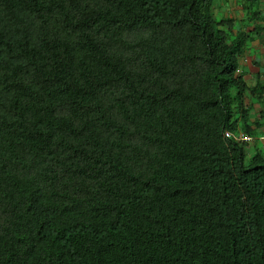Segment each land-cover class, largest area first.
<instances>
[{"label": "trees", "instance_id": "1", "mask_svg": "<svg viewBox=\"0 0 264 264\" xmlns=\"http://www.w3.org/2000/svg\"><path fill=\"white\" fill-rule=\"evenodd\" d=\"M214 1L0 0V264H264V155L221 136L264 134L261 4L229 38Z\"/></svg>", "mask_w": 264, "mask_h": 264}, {"label": "clouds", "instance_id": "2", "mask_svg": "<svg viewBox=\"0 0 264 264\" xmlns=\"http://www.w3.org/2000/svg\"><path fill=\"white\" fill-rule=\"evenodd\" d=\"M247 1L248 0H236V1L235 0H215L214 1V12L218 17V20L224 21L223 22V28L225 30H229V32L232 34V35H229L231 37L234 36V34L236 33L237 30L244 31V32H246V34H250L251 30L253 29L254 21L248 20L249 12L247 10H245V6H247ZM260 4L263 5L264 0H260ZM263 7H264V5H263ZM263 7L259 8V14L257 16L258 20H255L256 23L258 25H260L262 28H263V25H261V24L264 22V8ZM234 23H236L235 26L232 25ZM258 34H259V32L257 33L256 37H253V39L246 42L244 44L242 50L240 51V53L235 56V62L237 65H236V68L234 71V74H235L234 76H238V77L241 76L242 81H243V83L247 89H251L257 83L264 81V65L263 64L260 65L257 61H253V59H254L253 57H249V61L247 60V58H248L247 55L250 56V55L254 54V52H253L254 48L258 51V47H257V45L259 44L258 40H259V37L262 36V35H258ZM259 41H261V40H259ZM249 43L252 45V48L248 47ZM119 50H120V47H118L117 50L115 51V53L118 55L120 54ZM127 55H130V54H127ZM245 57H247V58H245ZM260 57L262 59L261 55H260ZM245 62L246 63L248 62L251 65H253V67H254L253 72H251V73L248 71L242 72L241 66L247 67V65H244V64H246ZM243 73H250V74L245 76V75H243ZM253 73L255 74L254 79L256 81L253 84L250 83V85H248L247 82H249V81L252 82L254 80V79L252 81L250 80L251 74H253ZM247 94H248V91L245 90L244 94L242 96V104L247 103V97H248ZM215 99H216V102L219 104L221 101V92L217 88V86L215 89ZM251 109L252 110H251L249 116L256 115L257 111H259L258 103L254 102ZM238 116H239L238 113L232 112L231 119L237 120V119H239ZM31 132L39 135L43 139V135L41 136V134H40V128L33 127ZM23 135H24V133H23ZM221 136H222V138H231L232 140H234L236 142H243L244 143V150L246 149V153H245L246 158L251 155V153L254 151V148H256L257 153H263V155H264V148L260 150L257 148L256 145H254V142L261 141L262 145L264 146V134H256V135L246 134L240 130L238 123H236L234 131L227 130V129L222 130ZM48 139H52V138L49 136V134L46 133L45 134V140H48ZM13 160L15 163L14 167L17 170L18 169V167H17L18 159L13 157ZM64 211H65V207L63 205L57 207L55 210L56 219H58L59 216L64 213ZM63 223H64L63 221L59 223V226L57 229V236L65 238V235L62 233V230H61ZM6 226H7V224H5V227ZM243 233H245L246 238H249V240H253L254 242H257L258 239H261L264 241V201H263V209L258 210L257 220L251 226L245 228ZM178 246H180V245H178ZM185 250H192L197 255L201 256V254L197 250L189 247L188 245L185 246ZM173 251H175V247H174ZM108 253H109V257H108ZM121 255H122V253L119 252V248H117L115 246H108L103 252V256L107 259L109 258V260L118 259V258H120ZM260 256L262 258L264 256V254H261ZM37 257H38V251L36 248L35 253L33 255V264H34V259H36ZM192 263H194V262H191L188 260H186V262H185V264H192ZM13 264H15V263L13 262Z\"/></svg>", "mask_w": 264, "mask_h": 264}, {"label": "crops", "instance_id": "3", "mask_svg": "<svg viewBox=\"0 0 264 264\" xmlns=\"http://www.w3.org/2000/svg\"><path fill=\"white\" fill-rule=\"evenodd\" d=\"M258 42H259V44L257 45V47H258V51L254 48L253 49V52H254V54H252V55H247L248 56V58L247 57H245V58H247V60L249 61V57H253L254 59H253V61H257L260 65L261 64H263L264 65V40L263 41H259L258 40ZM260 55L262 56V59H261V57H260ZM263 61V62H262ZM246 63V62H245ZM244 65H247V66H249V64H248V62L246 63V64H244ZM248 72H253L254 70H251V71H249V70H247ZM250 73H243V75H245V76H247L248 74H250ZM244 76V77H245ZM254 79V77H250V80L252 81ZM256 80L254 79L252 82H251V84H253L254 82H255Z\"/></svg>", "mask_w": 264, "mask_h": 264}, {"label": "rangeland", "instance_id": "4", "mask_svg": "<svg viewBox=\"0 0 264 264\" xmlns=\"http://www.w3.org/2000/svg\"><path fill=\"white\" fill-rule=\"evenodd\" d=\"M235 1H236V0H235ZM260 7H262V5H260ZM215 16H216V19H218V17H217L216 14H215ZM260 21H261V20H260ZM236 23H237V22H236ZM236 23H234V24H232V25L235 26ZM261 25H263V28L261 29V31H259V34H258V35H262V36L259 37V40L263 41V40H264V22H263ZM230 37H231V36H229V38H230ZM248 47H249V48H252V45L249 43ZM248 64H249V66H247V67L241 66V70H242V72L247 71V70H249V71L254 70L253 65H251L250 63H248ZM254 75H255L254 73L251 74V77H254ZM250 83H251L250 81L247 82L248 85H250ZM254 145H256L257 148L260 149V150L264 148V146L262 145V142H261V141L254 142Z\"/></svg>", "mask_w": 264, "mask_h": 264}]
</instances>
